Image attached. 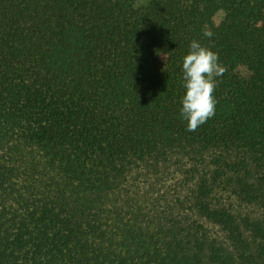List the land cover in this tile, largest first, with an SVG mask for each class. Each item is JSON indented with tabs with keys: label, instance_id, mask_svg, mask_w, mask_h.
<instances>
[{
	"label": "trees",
	"instance_id": "obj_1",
	"mask_svg": "<svg viewBox=\"0 0 264 264\" xmlns=\"http://www.w3.org/2000/svg\"><path fill=\"white\" fill-rule=\"evenodd\" d=\"M0 264H264V0H0Z\"/></svg>",
	"mask_w": 264,
	"mask_h": 264
},
{
	"label": "clouds",
	"instance_id": "obj_2",
	"mask_svg": "<svg viewBox=\"0 0 264 264\" xmlns=\"http://www.w3.org/2000/svg\"><path fill=\"white\" fill-rule=\"evenodd\" d=\"M203 35L211 38L213 33L207 29ZM218 51L193 40L189 52L183 58V87L181 115L187 121V130L194 132L215 116L218 100L215 90L218 77L224 74Z\"/></svg>",
	"mask_w": 264,
	"mask_h": 264
}]
</instances>
